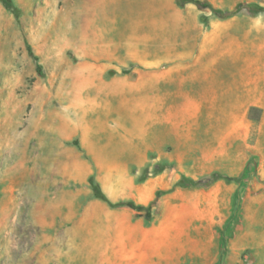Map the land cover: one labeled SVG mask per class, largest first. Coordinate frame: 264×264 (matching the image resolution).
I'll return each instance as SVG.
<instances>
[{
  "label": "rangeland",
  "instance_id": "obj_1",
  "mask_svg": "<svg viewBox=\"0 0 264 264\" xmlns=\"http://www.w3.org/2000/svg\"><path fill=\"white\" fill-rule=\"evenodd\" d=\"M197 1L0 2V264H264V0Z\"/></svg>",
  "mask_w": 264,
  "mask_h": 264
},
{
  "label": "crops",
  "instance_id": "obj_2",
  "mask_svg": "<svg viewBox=\"0 0 264 264\" xmlns=\"http://www.w3.org/2000/svg\"><path fill=\"white\" fill-rule=\"evenodd\" d=\"M195 82H194V101L195 108L200 114L233 113L227 109L235 106L234 98L231 93L238 90L240 86L234 85V82L228 80V69L225 64H219L213 58H202V49L199 54H195L194 60ZM241 90L249 92L248 82L244 86L241 84ZM238 101V100H237ZM249 97L247 95L246 103H237L238 107H249ZM214 109H218L214 110Z\"/></svg>",
  "mask_w": 264,
  "mask_h": 264
},
{
  "label": "trees",
  "instance_id": "obj_3",
  "mask_svg": "<svg viewBox=\"0 0 264 264\" xmlns=\"http://www.w3.org/2000/svg\"><path fill=\"white\" fill-rule=\"evenodd\" d=\"M2 6L8 10L9 12H11L14 17L16 19H18L19 17V10L18 8L13 4L12 0H0ZM177 2L179 3L180 6H184L185 4H188V3H193V4H196V5H201V3L197 0H177ZM213 12H218L222 15L223 18H229L231 17L235 12H238V11H241L242 9H248L249 11H258V12H264V8H260L258 7L257 5H254V4H239L237 5V7L235 8L234 11H219V10H215L213 8H211L210 6H208ZM26 49H27V53L28 55L34 60V61H38L37 57L33 54V51L32 49L27 45L26 46ZM36 69H37V72L38 73H41V66L39 64L36 65ZM211 179L212 181H216V180H219V179H227L225 177H222L218 174H215L213 173L211 175ZM189 182L191 183H194L193 181L189 180ZM95 195L97 197H99L100 199L102 200H105L106 201V198L104 196H102V194L96 190L95 191ZM123 206H129L133 209H136V210H142V209H145L143 208L142 206H137L136 204H134L133 202H120L118 204H115L114 207H123Z\"/></svg>",
  "mask_w": 264,
  "mask_h": 264
}]
</instances>
